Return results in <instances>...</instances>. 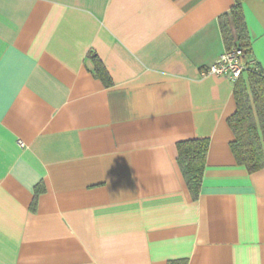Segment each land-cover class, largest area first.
<instances>
[{
	"label": "crops",
	"instance_id": "1",
	"mask_svg": "<svg viewBox=\"0 0 264 264\" xmlns=\"http://www.w3.org/2000/svg\"><path fill=\"white\" fill-rule=\"evenodd\" d=\"M233 5L0 0V264H264V169L231 148L235 81L202 75ZM244 14L264 74V0ZM205 138L194 200L177 143Z\"/></svg>",
	"mask_w": 264,
	"mask_h": 264
},
{
	"label": "trees",
	"instance_id": "2",
	"mask_svg": "<svg viewBox=\"0 0 264 264\" xmlns=\"http://www.w3.org/2000/svg\"><path fill=\"white\" fill-rule=\"evenodd\" d=\"M244 1L234 0L229 12L220 17V26L227 48H240L244 58L251 53V39L244 14ZM95 58V72L106 86L112 84L103 63ZM236 112L229 117L235 140L232 151L238 164L245 165L250 173L264 169V74L256 66L248 68L234 86ZM209 139H189L177 143L178 164L194 200L201 193Z\"/></svg>",
	"mask_w": 264,
	"mask_h": 264
},
{
	"label": "built area",
	"instance_id": "3",
	"mask_svg": "<svg viewBox=\"0 0 264 264\" xmlns=\"http://www.w3.org/2000/svg\"><path fill=\"white\" fill-rule=\"evenodd\" d=\"M246 70L243 50L235 47L225 50L213 64L202 70V75L215 74L237 81Z\"/></svg>",
	"mask_w": 264,
	"mask_h": 264
}]
</instances>
